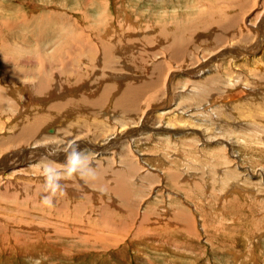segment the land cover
Listing matches in <instances>:
<instances>
[{"label":"rangeland","instance_id":"1","mask_svg":"<svg viewBox=\"0 0 264 264\" xmlns=\"http://www.w3.org/2000/svg\"><path fill=\"white\" fill-rule=\"evenodd\" d=\"M83 1L87 0H0V32L3 29L5 19L11 20L9 17L12 18L11 21L20 23L24 30L29 32L30 26H28V24L30 23V19L36 16L37 20L40 21L42 16L39 17L37 15L41 14H46L43 15V17L47 16L48 19H51L50 21L44 20V27L48 28L53 24V28L55 25L63 28L59 33L49 32L47 39H41L38 43L36 39L23 41L21 36L17 35L16 32L7 34V31H2L4 34L1 35L2 38L0 39V90L3 96L6 97L7 103L3 106L4 110H0V113L3 112V115L0 114V151L2 152V148L5 146L4 143L7 141L6 135L12 134L20 128L19 123L22 118L27 116V119L31 122L35 115L42 113V111L45 112L44 115L47 116L46 120H42L46 124L43 123L40 125V133L37 131L34 135L36 140L30 139L24 145L18 144H20L21 148L25 149V153L31 148L32 150L36 149L30 146L44 148L43 144L48 139L43 138L42 140L37 138H39V136L47 137V135L49 136L52 134H46L44 127H50L52 126V122L53 124L55 123V118V121H52L53 116H57V119L66 115L63 112L64 110L55 107L57 102L67 99H76V95H78L79 98H86L84 101H89L90 99V101H92V98L95 100L101 96V90L104 85H108L111 80H114L115 85L116 83L119 84L118 86L123 90L129 87L139 89L137 99L140 101H137L136 108L133 111L134 113L128 112L129 115L119 108L114 109L115 107L111 101L112 95L110 98V93L107 96L108 100H103L101 102L102 105L100 103L96 112L90 114L87 112L86 116V111L81 109L78 115L81 117L83 123H91L93 118L101 117L102 119H99H101L102 124H104V120L106 119L104 125H107L109 134L113 132L114 135L122 133L120 136L121 138L118 139L119 141L121 140L120 142H114L112 144L113 147H111V143H109L110 145H106V147H111V149L103 155L101 154V159H98L100 157L95 156L92 150H84V154L79 153V155L81 154L84 161L86 160V162L89 163V166H94L95 163L99 161L103 162V160L108 161L109 164H112L114 161V168L118 167L116 171H120L124 168H120V163L124 165L129 162L133 166L132 168L128 167L133 178H130V182L119 185L120 189L124 190V193L118 192L115 195V193L112 194L106 190H102L100 192L96 191L97 193L93 194L95 190H92V186L88 182L89 179L86 178L87 174L83 171L80 173V168L79 166L77 168V165L72 166V164H70L72 166L69 168L71 173L68 172L67 166L65 169L62 168L61 170L48 169V167L46 170L42 167V164L45 163H39L40 161L34 162L35 164L32 162L30 164L21 165V168L17 170L18 175H12V172L8 175L11 179L14 178L17 180L15 184L19 183L21 187L20 191H16L18 189L17 185H14L15 189L12 188L13 181H6L4 178L0 179V194L5 191L8 193L7 196L10 197H0V206H3V209H0V264H264V126H260L259 122L256 123V125L254 123L252 126L247 125L248 122H246V118L237 112L238 107L243 108V105L238 106L236 104L231 109L229 108V104L232 101L236 102L235 98L240 97L236 94L242 89L239 87L240 84H245L243 93L239 94L246 96V105L248 106H246V108L249 109V107L253 105L251 102L252 100H258L260 104L264 103V89H262L264 88V79H261L264 78V67L260 66L261 71H257L255 66V64L260 65V62L264 63V45L262 51L259 53L260 55L262 53V56L258 54L256 55L257 57L247 56V58V54L245 53H243V56L239 54V57H236L238 56L236 55L237 53L234 54V51L242 52L243 49L246 50L243 52L253 51L252 46L254 43H257L254 40H258L256 35H258L257 31L259 30H257V28L262 26L261 31L264 32V22L260 19L262 18L261 15H264V1L130 0L129 2V0H104V2L106 1L109 5L107 12L112 11L111 16L115 27L114 31L111 33L113 37L108 35L104 38V33H102L101 30L104 32V27L109 25L104 26L101 24L97 18H95V13L93 16L87 13L86 16L88 18L84 16V19H81L83 18L81 14L75 12V6H79L82 10H86ZM90 1L93 6L96 5L95 7L97 9H95L94 12L100 10L97 5H102L101 0ZM52 13L57 15L59 19L55 20L51 18L50 15ZM115 14L117 15L115 16ZM221 17L225 21L220 19ZM79 19L85 20L83 22L86 24H84L83 27L78 26L80 25ZM226 20L231 21L233 25H235L229 26ZM213 22L215 25L212 24ZM90 24L92 25L90 26ZM185 26L189 29L185 28ZM66 28L69 29V32L84 34L85 36H80L84 44L86 42L85 39L87 40L88 37L92 40L99 38L101 44L102 42L107 44L109 39H115L112 40V42L113 44L118 43L120 51L123 47L125 49L126 46L127 48L125 50L130 51L128 46L133 44L134 47L131 49L133 52L130 55L131 59L129 63L135 68V76L130 78L133 79V83H128V85L124 87V85L121 84V80L116 78L118 77L116 76L118 73L124 71L128 72L127 68H122V65H120L122 63H119L118 59L120 60V58L118 56V59L115 58V62L113 64L110 62L111 65L107 67L105 59H102L101 66L103 67L99 68L92 64V66L89 65L87 70L80 66V69L77 67L71 69V66L67 65L65 60L56 59V57H54L55 54H51L52 45L54 46L57 44L59 36L66 33ZM183 28L185 30H183ZM198 30L199 32H197ZM262 32L260 33L264 38V33ZM240 33L241 38L239 35ZM176 34L179 35L178 40H175L177 37ZM185 34L186 36H184ZM162 35L168 37V39L166 37L163 38ZM169 35L172 36L169 37ZM181 35L183 37H181ZM24 36L26 37V35ZM180 38L185 41L180 40ZM195 38L196 40H194ZM251 38L253 41L250 40ZM247 39L250 40V43H248L249 41ZM171 40L174 43H172ZM241 40L246 41L244 46ZM185 42L187 44H185ZM194 43L196 46H194ZM233 43L237 44V46L235 47ZM9 44H15V46L16 44L20 46L23 45L26 48L21 51L7 50L6 46L9 47ZM36 44L41 45L40 50L43 52L40 51L39 53H44V56L47 58L50 57L44 66H40L43 64L41 63L40 57L37 59L38 54L28 51L27 49V46ZM2 46H4L3 51H1ZM221 48L224 51H222ZM101 50H99V52H101ZM172 51L174 52L173 54ZM28 52L29 54H27ZM229 52H231L230 55L227 54ZM255 52H257V50H255ZM233 54L234 56H232ZM63 55L64 58L65 56L69 58L73 53L67 55V53L64 52ZM220 55H224L223 58L219 59L214 67L207 69V72L205 71L207 74L204 71H202L201 74L200 71L192 72L193 67L191 66L198 63L200 59H203L200 60V62L205 63L207 62L206 60L213 59L216 56L219 58ZM233 57H235L236 60L234 62L231 61ZM246 59L249 62L246 61ZM16 60L19 65L16 63ZM24 60L27 61L23 62ZM6 62L8 65L10 64L9 67ZM186 64L187 67H185ZM52 65L53 68L56 67V70L52 69L53 72H50V67L52 68ZM155 65L158 66L159 73ZM179 65L180 67H177ZM182 65L184 68H181ZM11 66L14 67V70ZM237 66L239 69L242 67L240 69L241 73L238 69L233 68ZM108 67H110V69ZM187 68L191 70L188 71ZM16 69H18V72ZM129 69L131 70V68ZM96 70H99L100 73ZM110 71H116L117 74L108 77ZM251 71L254 74H252ZM70 72H72V74ZM79 72H82V75ZM238 72L242 76L238 74ZM25 73H29V79L27 78L29 75H25ZM69 73L71 75H69ZM98 73L100 74L99 76ZM221 75H223V77ZM100 76H102V79H99ZM214 76L217 77L214 78ZM41 77L51 80L48 81L49 87L47 90L52 89L54 96L62 95L59 97H52L51 95L50 97V95H46L49 93L48 92L45 94L46 97L42 98L43 96H41L40 100H33L32 95H35V93L28 95L29 93L27 94V92H30L32 83L35 85L36 81L40 80ZM109 78L110 80H108ZM259 78L263 80L262 83ZM248 79L251 83H247L249 81ZM75 80H77L76 83ZM28 81H30V83H27ZM114 81H111L113 85ZM207 81H210L209 83L211 86ZM18 83L23 85L22 88H24V90L20 91L18 89L17 93L16 87ZM73 83L79 86L82 93L75 92L73 94L74 96H72V93L69 94L68 90L64 91L65 88L70 86L69 84L72 85ZM143 85L146 87H143ZM252 85L256 88H252ZM60 87H63V89ZM96 87L99 89L98 92L101 91V94L96 92ZM220 88L221 90H219ZM86 91L91 93H87ZM250 91L253 93L247 95V92ZM225 94L229 95L226 96ZM26 96L30 97L32 100L29 101L30 99ZM15 97L17 99H15ZM214 97L217 99L216 103L213 101ZM224 100L228 101V103L223 102ZM53 105L55 108L52 107ZM159 106L162 107V109L167 108V112L169 113L166 114L168 115L159 113ZM69 111L70 110H66L65 113ZM72 111L76 112L79 111V109L72 108ZM112 111L115 112L113 113ZM257 111L261 115L264 109H261V112H259V109H257ZM51 113L54 115H50ZM107 121L113 122V124L110 122L109 124ZM60 122L61 120L57 121L54 125L55 132L57 131L56 125L58 123L60 124ZM113 126H115V128ZM58 127L60 128L61 125ZM121 127H124L129 133H126L124 129H120V133L116 132ZM87 130L86 128L83 134L77 132V135H82L81 137L85 140L87 138L86 142L90 143L91 148L99 145L100 143L96 142L92 132ZM231 132H233V134ZM207 133L211 137L207 135ZM231 134L233 136H229ZM73 136L75 137V132L73 130L71 132H65L63 137L65 139L64 142L67 143ZM252 138L254 139L252 140ZM124 142L126 143L124 144ZM117 143H120V145ZM106 147L104 149H107ZM183 148L187 150H183ZM76 155L77 153L73 154L72 158L74 159ZM111 155H113V158ZM190 160L192 163H189L191 162ZM241 161L242 163H240ZM74 162L75 160H73V163ZM133 169L135 171H133ZM66 173L67 175H65ZM22 174L24 177L21 176ZM47 174L55 177L56 175L57 177L61 176L63 181L60 183V181L48 180ZM1 177L2 176H0V178ZM32 178L43 180L42 186L44 187L51 184L57 189L56 191L51 189L50 194L42 192L38 197H32L31 194L27 193L26 187L21 183L22 181H28ZM63 183H65V186L62 187L61 184ZM35 184H37V182ZM107 184L106 180L103 181V185ZM137 184H139V186ZM108 185V188H111V185ZM4 188H7V190ZM63 201L65 204L67 202V206ZM41 202H43L44 205H46L45 208L47 207L48 209L37 206L40 205ZM130 205L131 208L129 209ZM132 207L135 209H132ZM34 208H39L40 210L37 211L41 213H36ZM59 209H66V213L61 214ZM182 213L184 214L182 215ZM180 217L182 220L179 219ZM176 220L178 222H176ZM62 221H66L68 227H65ZM254 251L257 253L252 258L251 253Z\"/></svg>","mask_w":264,"mask_h":264},{"label":"bare ground","instance_id":"2","mask_svg":"<svg viewBox=\"0 0 264 264\" xmlns=\"http://www.w3.org/2000/svg\"><path fill=\"white\" fill-rule=\"evenodd\" d=\"M102 2V5H97L99 8H100V10H97L96 12H94V10L95 9H97L95 6H93V4L91 3V1L90 0H87V1H83V5L85 6L84 8H86V10H82L81 8H79V6H75V12L76 13H80L81 14V16L83 17V18H81V19H84V16H86V14L87 13H89V14H91L92 16L94 15V13H95V18H97V20L101 23V24H103L104 26L105 25H109V26H106V27H104V32H103V30H101L102 31V33H104L103 35V38L104 37H107L108 35H111L112 36V32L114 31V24H113V18H112V11H108L107 12V10H108V3L105 1L104 2V0H101ZM216 1V0H215ZM228 1V0H227ZM257 1V0H256ZM264 1V0H263ZM129 2H130V0H129ZM135 2V1H134ZM213 2V1H212ZM245 2V1H244ZM247 2H249V1H247ZM199 3V2H198ZM220 3V2H219ZM223 3V2H222ZM262 3V2H261ZM129 4V3H128ZM128 4H127V6H128ZM134 4V3H133ZM206 4V3H205ZM212 4V3H211ZM250 4H251V2H250ZM259 4V3H258ZM209 5V4H208ZM242 5V4H241ZM260 5V4H259ZM131 6V5H130ZM133 6V5H132ZM244 6V5H243ZM264 6V5H263ZM82 7V6H81ZM122 8H124V7H122ZM129 8V7H128ZM231 8H234V7H231ZM246 8V7H245ZM127 9V8H126ZM203 9V8H202ZM253 9V8H252ZM258 9V8H257ZM262 9V8H261ZM263 9H264V7H263ZM262 9V10H263ZM124 10V9H123ZM167 10V9H166ZM195 10V9H194ZM249 10H250V8H249ZM262 10H261V12H262ZM125 11V10H124ZM129 11V10H128ZM152 11V10H151ZM156 11H158V10H156ZM214 11V10H213ZM230 11V10H229ZM48 12V11H47ZM132 12V11H131ZM166 12V11H165ZM237 12V11H236ZM264 12V11H263ZM263 12H262V14H263ZM114 13V12H113ZM137 13V12H136ZM212 13V12H211ZM239 13V12H238ZM252 13V12H251ZM123 14V13H122ZM210 14V13H209ZM219 14V13H218ZM253 14V13H252ZM43 15H46V14H41V15H37V16H39V17H41V20L40 21H38L37 20V18H36V16H34L33 18H31L30 19V23L28 24V26H30V29L28 30L29 32H27V30H24V28L20 25V23H17L16 21H11L12 20V18L11 17H9V19H11V20H8V19H5V22L4 21H2V22H4L3 23V29L1 30V32H0V39L2 38V34H4V33H2V31H7V34H11L12 32H16V34L17 35H19V36H21V38H22V40L24 41V40H29V39H32V40H34V39H36L37 40V43L39 42V41H41V39H47V36H48V34H49V32H60V31H62L63 30V28H60V27H58V26H54V28H53V24L51 25V27H48V28H46V27H44L43 25L45 24V22H44V20L46 21H50L51 19H48L47 18V16H44L43 17ZM117 14H115V16H116ZM225 15V14H224ZM251 15V14H250ZM255 15V14H254ZM243 16H245V15H243ZM50 17L51 18H53V19H59L58 17H57V15H54V13H52L51 15H50ZM87 17V16H86ZM91 17V16H90ZM118 17V16H117ZM215 17V16H214ZM229 17H231V16H229ZM235 17V16H234ZM247 17V16H246ZM259 17V16H258ZM261 17L262 18H260L261 20H263V22H264V15L262 16L261 15ZM30 18V17H29ZM88 18V17H87ZM127 18V17H126ZM131 18V17H130ZM140 18V17H139ZM228 18V17H227ZM35 19V20H34ZM165 19V18H164ZM172 19V18H171ZM198 19V18H197ZM220 19H223L222 17L220 18ZM226 19V18H225ZM246 19V18H245ZM4 20V19H3ZM31 20H33V21H35V22H33V21H31ZM92 20H95V19H92ZM133 20V19H132ZM132 20H131V22H132ZM224 20V19H223ZM83 21H85V20H80L79 19V22H80V25H78V26H81V27H83L84 26V24H86L85 22H83ZM98 21H97V23H98ZM141 21V20H140ZM162 21V20H161ZM165 21H167V20H165ZM182 21V20H181ZM225 21V20H224ZM235 21V20H234ZM237 21V20H236ZM38 22H40V23H38ZM89 22V21H88ZM126 22V21H125ZM207 22V21H206ZM222 22V21H221ZM226 22L228 23V25L230 26H232L233 25V23L231 22V21H228V20H226ZM225 22V23H226ZM76 23V22H75ZM94 23H96V22H94ZM176 23H178V22H176ZM211 23V22H210ZM226 23V24H227ZM255 23V22H254ZM70 24H72V23H70ZM130 24V23H129ZM133 24V23H132ZM134 24H135V22H134ZM190 24H192V23H190ZM197 24V23H196ZM201 24V23H200ZM207 24V23H206ZM212 24H214V22L212 23ZM239 24H240V22H239ZM242 24H243V22H242ZM264 24V23H263ZM47 25V24H46ZM92 24H90V26H91ZM116 25H118V24H116ZM122 25L124 26V24L122 23ZM121 25V26H122ZM136 25V24H135ZM215 25V24H214ZM221 25V24H220ZM224 25V24H223ZM235 25V24H234ZM233 25V26H234ZM256 25V24H255ZM254 25V26H255ZM87 26H88V24H87ZM102 26V25H101ZM178 26V25H177ZM187 26V25H186ZM185 26V28H187V27H189V26H187L186 27ZM240 26V25H239ZM243 26V25H242ZM249 26V25H248ZM247 26V27H248ZM259 26V25H258ZM72 27V26H71ZM97 27V26H96ZM113 27V28H112ZM118 27V26H117ZM226 27V26H225ZM228 27V26H227ZM237 27V26H236ZM245 27V26H244ZM261 27L262 26H260L259 28H257V30H259V31H257L258 32V35H256L257 37H258V40L257 39H255L254 41L255 42H257V43H254V45L252 46L253 47V51H248V52H243V51H246L245 49H243V51L242 52H237V51H234V54L235 53H237L236 55H238V56H236V57H239V54L240 55H242L243 56V53H245V54H247L246 55V57L248 56H254V57H257L256 55H258L261 51H262V49H263V45H264V38H263V36H262V34L260 33V32H262L261 31ZM93 28V27H92ZM99 28V27H98ZM126 28V27H125ZM198 28V27H197ZM199 28H200V26H199ZM239 28V27H238ZM73 29V28H72ZM79 29H81V28H79ZM131 29V28H130ZM135 29V28H134ZM166 29V28H165ZM187 29H189V28H187ZM186 29V30H187ZM201 29H202V25H201ZM209 29V28H208ZM234 29H236V28H234ZM240 29H241V27H240ZM247 29H249V28H247ZM251 29H252V27H251ZM90 30V29H89ZM92 30V29H91ZM98 30H100V29H98ZM183 30H185L184 28H183ZM213 30V29H212ZM256 30V29H255ZM65 31H66V33H63V35H61V36H59V38H58V42H57V44H55L54 46L52 45V49H51V51H52V55H54V57H56V59H61L62 61L63 60H65L66 61V63H67V65H70L71 66V69L73 68V69H75V67H77V68H79L80 69V67H82L83 69H88V67H89V65H91L92 66V64H93V66H97V67H103V66H101V63H102V59H105V61H106V67L107 66H109V65H111L110 64V62L113 64L114 62H115V58H117V56L120 58V60L118 59V61H119V63H122V64H120V65H122V68H127V70H128V72H125L124 70V72H120V73H118L117 74V72L115 71V72H111L110 71V73H109V76L108 77H112L113 76V74L115 75V74H117L116 76H118V77H116V78H118V79H120L121 80V84H123L124 85V87L126 86V85H128V83H130L131 84V82L133 83V79H130L132 76H135L134 75V71H135V68H133L132 67V65H130L129 63H130V59H131V57H130V55L132 54V52L133 51H131V49H132V47H134V45L133 44H131L130 46H128V49L130 50V51H126L125 49L127 48V46L125 47V49H124V47L122 48V50L120 51V48H119V45H118V43H115V44H113V42H112V40H115V39H109L108 40V43L107 42H105V43H107V44H104L103 42H102V44H101V41L99 40V38H94L95 40H92V39H90L89 37L87 38V40L85 39V44H84V41L80 38V36H83L84 34H82V33H78V32H69V29L68 28H66L65 29ZM83 31V30H82ZM165 31V30H164ZM167 31V30H166ZM190 31V30H189ZM203 31V30H202ZM209 31V30H208ZM238 31V30H237ZM264 31V30H263ZM197 32H199V30L197 31ZM236 32V31H235ZM241 32V31H240ZM87 33V32H86ZM97 33V32H96ZM99 33V32H98ZM157 33V32H156ZM161 33H162V31H161ZM180 33V32H179ZM242 33H244V32H242ZM255 33H256V31H255ZM254 33V34H255ZM262 33H264V32H262ZM88 34V33H87ZM133 34V33H132ZM199 34V33H198ZM24 35H26V37L24 36ZM116 35V34H115ZM118 35V34H117ZM177 35V37H176V39L175 40H178L179 38H178V34H176ZM193 35V34H192ZM240 35V38H241V33L239 34ZM249 35V34H248ZM85 36V35H84ZM97 36H99V35H97ZM119 36V35H118ZM163 36V35H162ZM172 36V35H171ZM170 35H169V37H171ZM184 36H186V34L184 35ZM190 36V35H189ZM188 36V37H189ZM247 36V35H246ZM250 36V35H249ZM56 37H57V34H56ZM102 37V36H101ZM113 37V36H112ZM125 37V36H124ZM164 37H166V36H163V38ZM181 37H183L182 35H181ZM188 37H187V39H188ZM248 37V36H247ZM253 37V36H252ZM53 38V37H52ZM167 39H168V37H166ZM186 38V37H185ZM242 38H244V37H242ZM250 38V37H249ZM254 38H255V35H254ZM253 38V39H254ZM19 39H20V37H19ZM171 39V38H170ZM197 39H198V36H197ZM56 40V39H55ZM174 40V39H173ZM180 40H183V41H185L184 39H181L180 38ZM191 40V39H190ZM194 40H196V38L194 39ZM248 40V39H247ZM250 40H252V38L250 39ZM250 40H248L249 42L248 43H250ZM54 41V40H53ZM163 41V40H162ZM172 41V40H171ZM170 41V42H171ZM192 41V40H191ZM234 41V40H233ZM237 41H240V40H237ZM242 42H243V46H244V43L246 42V41H243V40H241ZM253 41V40H252ZM49 43V42H48ZM172 43H174L173 41H172ZM189 43H190V41H189ZM188 43V44H189ZM200 43V42H199ZM232 43V42H231ZM230 43V44H231ZM237 43H240V42H237ZM252 43V42H251ZM162 44H163V42H162ZM171 44V43H170ZM185 44H187L186 42H185ZM197 44H198V41H197ZM223 44V43H222ZM233 44H235V43H233ZM233 44H232V46H233ZM247 44V43H246ZM253 44V43H252ZM1 45V44H0ZM10 46L9 47H7L6 46V48H7V50L8 49H10V50H22V49H25L26 47H24L23 45H18V44H16V46H15V44H9ZM45 45V44H44ZM174 45V44H173ZM190 45V44H189ZM241 45V44H240ZM247 45H249V44H247ZM168 46V45H167ZM176 46V45H175ZM187 46V45H186ZM193 46V45H192ZM194 46H196V44L194 43ZM210 46V45H209ZM237 46V44H235V47ZM242 46V45H241ZM45 47V46H44ZM117 47V48H116ZM170 47H171V45H170ZM177 47V46H176ZM179 47H185V46H179ZM189 47V46H188ZM187 47V48H188ZM222 47V46H221ZM258 49H257V48ZM3 48H4V46H2V48H1V51H3ZM194 48V47H193ZM192 48V49H193ZM206 48V47H205ZM220 48V47H219ZM234 48V47H233ZM239 48V47H238ZM243 48V47H242ZM244 48H246V47H244ZM256 48V49H255ZM27 49H28V51H31V52H34V53H36V54H38V57H37V59L40 57V59H41V63L43 64V65H40V66H44V65H46V61L47 60H49L50 59V57L49 58H47L46 56H44V53L43 54H41V53H39L41 50V45H39V44H36V45H33V46H27ZM102 49V50H101ZM116 49V50H115ZM171 49V48H170ZM175 49V48H174ZM177 49V48H176ZM195 49V48H194ZM217 49V48H216ZM222 49V48H221ZM226 49V48H225ZM235 49V48H234ZM247 49H249V48H247ZM43 50H45V49H43ZM99 50H101V52H99ZM137 50V49H136ZM212 50V49H211ZM227 50V49H226ZM241 50V49H240ZM255 50H257V52H255ZM117 51V52H116ZM216 51V50H215ZM222 51H224L223 49H222ZM14 52V51H13ZM13 52H11V53H13ZM16 52V51H15ZM41 52H43V51H41ZM46 52V51H45ZM67 53V55H70V54H72L73 53V55H71L69 58H67V56H65V58L63 57L64 55H63V53ZM116 52V53H115ZM131 52V53H130ZM181 53H184L183 51H180ZM174 52L172 51V54H173ZM178 53V52H177ZM7 54V53H6ZM15 54V53H14ZM27 54H29V52L27 53ZM175 54H176V51H175ZM180 54V53H179ZM188 54V53H187ZM228 55H230L231 54V52H229V53H227ZM234 54L232 55V56H234ZM4 55H5V53H4ZM12 55V54H11ZM25 55V54H24ZM46 55H48V54H46ZM260 55V54H259ZM263 55H264V53H263ZM29 56V55H28ZM172 56V55H171ZM223 56L224 55H220L219 56V58H217L218 56H216V57H214L213 59H209V60H206L207 62H205V63H202V62H200V60H203V59H200L201 57H202V55H201V57L199 58L200 60H199V62L198 63H196V64H193L191 67H193V71L192 72H197V71H200V74H201V72L202 71H206L207 69H209L210 67H214V65H216L217 63H218V61H219V59H221V58H223ZM245 56V55H244ZM260 56H262V53H261V55ZM1 57V56H0ZM12 57V56H11ZM134 57V56H133ZM178 57V56H177ZM247 57V58H248ZM4 58V57H3ZM35 58H36V56H35ZM182 58V57H181ZM241 58V57H240ZM260 58V57H259ZM205 59V58H204ZM206 59H207V56H206ZM3 60H5V59H3ZM7 60V59H6ZM12 60V59H11ZM251 60V59H250ZM255 60H256V58H255ZM19 61V60H18ZM25 61H27V60H24L23 62H25ZM118 61L116 60V62L118 63ZM137 61V60H136ZM231 61H236L235 60V57H233L232 58V60ZM239 61V60H238ZM246 61H248L247 59H246ZM33 62H35V61H33ZM59 62V61H58ZM226 62V61H225ZM233 62H232V64H233ZM249 62V61H248ZM252 62V61H251ZM16 63H17V60H16ZM136 63V62H135ZM202 63V64H201ZM6 64H7V62H6ZM18 64V63H17ZM53 64V63H52ZM55 64V63H54ZM56 64H57V62H56ZM62 64V63H61ZM143 64V63H142ZM231 64V63H230ZM239 64V63H238ZM255 64V63H254ZM10 65V64H9ZM9 65L7 64V66L9 67ZM19 65V64H18ZM18 65H16V66H18ZM66 65V64H65ZM144 65V64H143ZM221 65V64H220ZM229 65V64H228ZM264 65V63L263 62H260V65L259 64H255V66H256V70L258 71V70H260L261 71V68H260V66H262V67H264L263 66ZM13 66H15V65H13ZM13 66H11V67H13ZM33 66V65H32ZM39 66V67H40ZM80 66V67H79ZM142 66V65H141ZM26 67V66H25ZM68 67V66H67ZM177 67H180V65L179 66H177ZM185 67H187V64H186V66ZM190 67V68H191ZM225 67V66H224ZM229 67V66H228ZM232 67V66H231ZM16 68H18V67H16ZM42 68V67H41ZM56 68V67H55ZM55 68H53V65H52V68L50 67V69H51V71L50 72H53L52 71V69H55ZM70 68V67H69ZM109 69H110V67H108ZM117 68H119V67H117ZM129 68H131V70L129 69ZM132 68H133V70H132ZM155 68H156V70H157V72L159 73V69H158V66L157 65H155ZM181 68H184L183 67V65H182V67ZM223 68V67H222ZM234 69H238L239 71H240V69L242 68H238V66L237 67H233ZM8 69H10V68H8ZM26 69V68H25ZM30 69V68H29ZM32 69V68H31ZM71 69H69V70H71ZM92 69V68H91ZM103 69V68H102ZM107 69V68H106ZM188 69V68H187ZM211 69V68H210ZM215 69V68H214ZM225 69V68H224ZM251 69H252V67H251ZM254 69V68H253ZM6 70V69H5ZM13 70H14V67H13ZM27 70V69H26ZM33 70V69H32ZM31 70V71H32ZM44 70V69H43ZM56 70V69H55ZM68 70V71H69ZM93 70V69H92ZM104 70V69H103ZM138 70V69H137ZM191 69H188V71H190ZM227 70V69H226ZM256 70H254V71H256ZM16 71L18 72V69H16ZM47 71H49V70H47ZM91 71V70H90ZM93 71H95V70H93ZM97 71V70H96ZM102 71V70H101ZM171 71V70H170ZM182 71H184V70H182ZM187 71V70H186ZM243 71V70H242ZM246 71V70H245ZM14 72V71H13ZM16 72V73H17ZM29 72V71H28ZM36 72H38V71H36ZM39 72H41V71H39ZM44 72V71H43ZM66 72V71H65ZM97 72H99V70L97 71ZM203 72V73H204ZM207 72V71H206ZM205 72V73H206ZM252 72V71H251ZM71 74H72V72H70ZM69 73V75H71ZM76 73V72H75ZM79 73H81V75H82V72H79ZM96 73V72H95ZM100 73V72H99ZM98 73V76L100 75ZM240 73H241V71H240ZM239 72H238V74H240ZM262 73V72H261ZM14 74V73H13ZM22 74V73H21ZM20 74V75H21ZM74 74V73H73ZM167 74V73H166ZM196 74V73H195ZM199 74V75H200ZM207 74V73H206ZM222 74V73H221ZM229 74V73H228ZM227 74V75H228ZM252 74H254L253 72H252ZM257 74H259V73H257ZM19 75V76H20ZM25 75H29V73L28 74H26L25 73ZM36 75V74H35ZM42 75V74H41ZM48 75V74H47ZM54 75V74H53ZM68 75V74H67ZM66 75V76H67ZM87 75V74H86ZM96 75V74H95ZM142 75V74H141ZM140 75V76H141ZM203 75V74H202ZM230 75V74H229ZM241 75V74H240ZM244 75V74H243ZM245 75H246V73H245ZM261 75V74H260ZM18 76V77H19ZM43 76V75H42ZM74 76V75H73ZM198 76V75H197ZM212 76V75H211ZM222 77H223V75H221ZM242 76V75H241ZM16 77V76H15ZM26 77V76H25ZM24 77V78H25ZM102 76H100L99 77V79L101 78ZM107 77V76H106ZM200 77V76H199ZM206 77V76H205ZM204 77V78H205ZM210 77V76H209ZM217 77V76H216ZM215 76H214V78H216ZM230 77V76H229ZM244 77V76H243ZM27 78L29 79L30 78V75L29 76H27ZM57 78V77H56ZM55 78V79H56ZM77 78V77H76ZM105 78V77H104ZM126 78V79H125ZM141 78V77H140ZM167 78V77H166ZM165 78V79H166ZM201 78H202V76H201ZM208 78V77H207ZM240 78V77H239ZM238 78V79H239ZM260 78H261V76H260ZM259 78V79H260ZM34 79V78H33ZM32 79V80H33ZM52 79V78H51ZM75 79V78H74ZM102 79V78H101ZM137 79V78H136ZM224 79V78H223ZM244 79V78H243ZM250 79H251V77H250ZM261 79H264V78H261ZM260 79V80H261ZM26 80V79H25ZM50 79H48L47 80V78H44V77H41L40 78V80H37L36 81V84L34 85L33 83H32V85L30 86L31 87V89H30V92H27V94L28 95H31L32 93H35V95H32L33 97V100L34 99H38V100H40V98H41V96H43L42 98H44V97H46V95H50V97H51V95H52V97H57L58 95H55L54 96V94H53V91H52V89L51 90H47L48 89V87H49V81ZM57 80V79H56ZM67 80V79H66ZM81 80H82V78H81ZM108 80H110V78L108 79ZM167 80V79H166ZM231 80V79H230ZM249 80V79H248ZM254 80V79H253ZM257 80V79H256ZM27 81V80H26ZM51 81V80H50ZM52 81H54V80H52ZM76 81L77 80H75V83H76ZM105 81V80H104ZM111 81H114V80H111ZM109 82V84L108 85H104V87L102 88V94H101V91H99L98 92V88H97V91L96 92H98L99 94H101V96H99L97 99H95V100H93V98H92V101H84V100H86V98L85 99H83V97H78V95H76L75 97H76V99H72V100H63V101H61V102H55L56 103V105H55V107L56 108H58V109H60V110H64L63 112H64V114H66L65 116H63V117H60V118H57L56 119V117H54L53 116V120L52 121H55V123L53 124V122L51 123L52 124V126H45L44 127V130H45V132H46V134L47 133H52L51 135H47V137H45V136H39V138H37V139H42L43 140V138H47L48 140L47 141H45L44 142V144L43 143H41V144H43L44 146V148H38V147H35V146H30V147H34V148H36V149H33L32 150V148L28 151V152H24V150L25 149H23V148H21V146H20V144H26L30 139H33V140H36L35 138H34V135L36 134V132L38 131V133H40L39 131H40V129H39V127H40V125L41 124H43V123H45L44 121H42L43 119L44 120H46V115H44L45 114V112H43L42 110V113H38V114H36L35 115V117L33 118V120L31 121V122H29V119H27V116L26 117H24V118H22L21 120H20V123H19V129L18 130H16L14 133H12V134H7L6 136H7V141H6V143H4V149L2 148V152L0 151V176H2L0 179H2V178H4V180H6V181H13V187L12 188H14L15 189V187H14V185H17V190L16 191H20L21 190V187L19 186V183H17V184H15V181H17V180H15L14 178L13 179H11L8 175H9V173H11L12 172V175H14V174H17L18 172H17V170L18 169H20L21 167V165H23V164H30V163H34V162H39V163H45V164H42V167H44L46 170H47V167H48V169H56V170H61L62 168L63 169H65V167L67 168V170H68V172L69 173H71V171H70V167H72V166H74V165H77V168H78V166H79V168H80V173H82L81 171H83V172H85L86 174H87V177L86 178H88L89 180H88V182H89V184L92 186L91 188H92V190L94 191V193L93 194H96L97 192H100V191H104V190H106L107 192H109V193H112V194H114L115 193V195L118 193V192H120V193H124V190H122V189H120V187H119V185L120 184H126V183H128V182H130V178L133 176V175H131V171L129 170V168L128 167H133L132 166V164H130L129 162L126 164H124V165H122L121 163H120V165L119 166H121L120 168H123L122 170H120V171H116V169L118 168H114L115 167V165H114V161L112 162V164H109V162L108 161H106V160H103V162H98V163H95L94 164V166L92 165V166H89V163L88 162H86V160L84 161V159H83V157L81 156V154L79 155V153H83V151L84 150H92L94 153H95V156H99L100 157V155L102 154H104V153H106V152H108L109 151V149H111V147H113V143L114 142H116V141H119L118 139H120L121 137V133H120V129H124L125 130V128L123 127H121V128H119V130H117L116 132H119L120 134H118L117 133V135H114L113 133H108V131H107V129H108V127H107V125H104L105 124V120H104V124H102L101 123V117H99V118H101V119H99L98 117L97 118H93V120H92V122L91 123H87V122H82L81 121V117H79V115H78V113L80 112V110L81 109H83V110H85L86 111V113H85V115L87 116V112L90 114V113H93V112H96V109H98V106L100 105V103L103 101V100H105V99H107L108 97V94L110 93V98H111V95H112V102H113V104H114V109H117V108H119L121 111H123V112H132V113H134L133 111L135 110V106L137 105V101H140L139 99H137V96H138V93H139V89H135V87H129V88H125V90H123L120 86H118L119 84H117L116 83V85H115V81H114V85H113V82ZM119 81V80H118ZM138 81V80H137ZM158 81V80H157ZM222 81V80H221ZM239 81V80H238ZM243 81H245V80H243ZM262 81L263 80H261V83H262ZM25 82V81H24ZM55 82V81H54ZM117 82V81H116ZM139 82V81H138ZM166 82V81H165ZM210 82V81H209ZM208 81H207V83H209ZM226 82V81H225ZM264 82V81H263ZM14 83V82H13ZM27 83H30V81H28ZM51 83V82H50ZM58 83H60V82H58ZM75 83H73L72 85L71 84H69L70 86H68L67 88H65L64 89V91L66 90H68V93L69 94H71L72 93V96H74L73 94L76 92V93H79V92H81L82 93V90L79 88V86L77 85V84H75ZM79 83V82H78ZM82 83V82H81ZM244 83V82H243ZM247 83H251V81L249 80ZM254 83H255V80H254ZM260 83V84H261ZM17 84V83H16ZM22 84V83H21ZM88 84V83H87ZM172 84V83H171ZM210 84V83H209ZM239 84V83H238ZM55 85V84H54ZM53 85V86H54ZM57 85H60V84H57ZM67 85V84H66ZM135 85V84H134ZM244 85L245 84H240V86L239 87H241L242 89L241 90H239V93H243V91H244ZM247 85H249V84H247ZM255 85V84H254ZM254 85H252L251 87L252 88H254L255 86ZM6 86V85H5ZM62 86V85H61ZM83 86H84V84H83ZM142 86V85H141ZM164 86V85H163ZM166 86V85H165ZM206 86V85H205ZM210 86H211V84H210ZM23 87V85H20L19 83H18V85H17V87H16V90H17V93H18V89L21 91H23L24 90V88H22ZM65 87V86H64ZM90 87V86H89ZM113 87H115V88H113ZM128 87V86H127ZM143 87H146V86H144L143 85ZM150 87V86H149ZM203 87V86H202ZM212 87H213V85H212ZM231 87V86H230ZM250 87V88H251ZM27 88H28V85H27ZM61 89H63V87H60ZM84 88V87H83ZM92 88V87H91ZM138 88H142V87H138ZM204 88V87H203ZM222 88V87H221ZM221 88L219 89V90H221ZM251 88V89H252ZM256 88V87H255ZM114 89V90H113ZM262 89H264V88H262ZM8 90H10V89H8ZM59 90V89H58ZM57 90V91H58ZM81 90V91H80ZM85 90H86V87H85ZM142 90V89H141ZM231 90V89H230ZM14 91V90H13ZM62 91V90H61ZM90 91V90H89ZM89 91H86L87 93L89 92ZM148 91V90H147ZM169 91V90H168ZM223 91V90H222ZM251 91H253V90H251ZM247 92V95L250 93V95L253 93V92ZM49 92V93H48ZM51 92H52V94H51ZM59 92V91H58ZM57 92V93H58ZM146 92V91H145ZM166 92V91H165ZM24 93V92H23ZM46 93H48V94H46ZM89 93H91V92H89ZM95 93V92H94ZM142 93H143V91H142ZM147 93V92H146ZM224 93V92H223ZM239 93H236L237 95H239L240 97H238V98H235L236 99V102H234V101H232L230 104H229V108L231 109L233 106H235L236 104L238 105V106H240V105H243L242 107L243 108H239L238 107V114H241V116H243V117H245L246 119V122H248V124L247 125H250V126H252V124L254 123L255 125H256V123H260L259 125L260 126H264V116H261V115H264V112H261L260 110L261 109H264V103H262V104H260L259 103V101L257 100V101H255V100H252L251 102L253 103V105L251 106V107H249V109L248 108H246V96L245 95H243L242 96V94H239ZM255 93V92H254ZM27 94H24V95H27ZM45 96H44V95ZM59 94H60V92H59ZM65 94V93H64ZM85 94V93H84ZM160 94V93H159ZM165 94H167V93H165ZM230 94V93H229ZM229 94H225L226 96L227 95H229ZM231 94H232V92H231ZM235 94V95H236ZM256 94V93H255ZM261 94V93H260ZM60 95H62V94H60ZM59 95V96H60ZM90 95V94H89ZM91 95H93V94H91ZM234 95V94H233ZM58 96V97H59ZM84 96V95H83ZM96 96V95H95ZM164 96H166V95H164ZM190 96V95H189ZM192 96V95H191ZM194 96V95H193ZM253 96V95H252ZM19 97H20V95H19ZM26 97H28V96H26ZM37 97V98H36ZM68 97V96H67ZM218 97V96H217ZM216 97V98H217ZM249 97V96H248ZM263 97V96H262ZM6 97H4L3 96V94H2V92H1V90H0V110L1 111H3L4 110V105L7 103V101H6V99H5ZM17 98H18V96H17ZM16 97H15V99H17ZM72 98V97H71ZM74 98V97H73ZM88 98V97H87ZM193 98V97H192ZM255 98V97H254ZM8 99V98H7ZM27 99V98H26ZM25 99V100H26ZM28 99H30V97H28ZM52 99H54V98H52ZM60 99V98H59ZM116 99V100H115ZM170 99V98H169ZM214 100V102L216 103L217 101V99H215V97L213 98ZM253 99V98H252ZM260 99V98H259ZM32 99H30L29 101H31ZM45 100H46V98H45ZM108 100V99H107ZM107 100H105V101H107ZM26 101H28V100H26ZM248 101H249V98H248ZM9 102V101H8ZM41 102V101H40ZM110 102V101H109ZM223 102H225V103H228V101H223ZM264 102V101H263ZM20 103V102H19ZM28 103H30V102H28ZM46 103H48V102H46ZM54 103V104H55ZM9 104V103H8ZM23 104H25V103H23ZM154 104V103H153ZM165 104V103H164ZM220 104H222V103H220ZM260 104V105H259ZM35 105V104H34ZM49 105V104H48ZM101 105H102V103H101ZM152 105V104H151ZM251 105V104H250ZM20 106V105H19ZM25 106V105H24ZM26 106H27V104H26ZM9 107V106H8ZM52 107H54V105L52 106ZM54 107V108H55ZM132 107V108H131ZM160 107V106H159ZM248 107V106H247ZM27 108H28V106H27ZM47 108V107H46ZM51 108V107H50ZM50 108H48V109H50ZM72 108H77V109H79V111H76V112H73L72 111ZM173 108H175V107H173ZM25 109V108H24ZM118 109V110H119ZM257 109H259V112H261V115L258 113V111H257ZM30 110H32V109H30ZM52 110V109H51ZM54 110V109H53ZM66 110H70L69 112H67V113H65L66 112ZM76 110V109H75ZM18 111V110H17ZM20 111V110H19ZM104 111H106V110H104ZM168 110H167V108H165V109H162V107H160V110L158 111L159 113H169V112H167ZM216 111V110H215ZM27 112V111H26ZM32 112V111H31ZM37 112V111H36ZM40 112V111H39ZM50 112V111H49ZM49 112H46V113H49ZM56 112H57V110H56ZM113 112V111H112ZM115 112V111H114ZM113 112V113H114ZM117 112V111H116ZM3 113V112H2ZM2 113H0V114H2ZM18 113V112H17ZM25 113V112H24ZM33 113V112H32ZM101 113H103V112H101ZM21 114H23V113H21ZM56 114V113H55ZM106 114H108V113H106ZM105 114V115H106ZM160 114V115H161ZM164 114V115H165ZM180 114V113H179ZM3 115V114H2ZM49 115V114H48ZM50 115H54L53 113H51ZM57 115V114H56ZM63 115V114H62ZM92 115V114H91ZM90 115V116H91ZM97 115V114H96ZM111 115H113V114H111ZM127 115H129V113L127 114ZM163 115V114H162ZM166 115H168V114H166ZM120 116V115H119ZM123 116H125V115H123ZM140 116V115H139ZM1 117V116H0ZM5 117V116H4ZM8 117V116H7ZM21 117H22V115H21ZM83 117V116H82ZM104 117H106V116H104ZM109 117V116H108ZM107 117V118H108ZM115 117V116H114ZM120 117H122V116H120ZM127 117V116H126ZM54 118H55V120H54ZM201 118V117H200ZM233 118V117H232ZM1 119H3V118H1ZM5 119H7V118H5ZM83 119V118H82ZM109 119V118H108ZM173 119V118H172ZM171 119V120H172ZM180 119H181V117H180ZM196 119V118H195ZM204 119V118H203ZM4 120V119H3ZM59 120H61V122H60V124L58 123L56 126H57V131L55 132V124L57 123V121H59ZM170 120V119H169ZM170 120V121H171ZM185 120V119H184ZM240 120V119H239ZM6 121V120H5ZM4 121V122H5ZM9 121V120H8ZM7 121V122H8ZM167 121V120H166ZM173 121V120H172ZM242 121V120H241ZM108 123L110 122V121H107ZM198 122V121H197ZM243 122V121H242ZM0 123H1V121H0ZM18 123V122H17ZM110 123H112L113 124V122H110ZM109 123V124H110ZM114 123L116 124V122L114 121ZM171 123V122H170ZM191 123V122H190ZM198 123H200V122H198ZM46 124V123H45ZM44 124V125H45ZM172 124V123H171ZM174 124V123H173ZM177 124V123H176ZM224 124V123H223ZM253 124V125H254ZM5 125H6V123H5ZM10 125V124H9ZM44 125H42V126H44ZM59 125H61V127L60 128H62V129H60L58 126ZM1 126V125H0ZM41 126V127H42ZM146 126V125H145ZM181 126V125H180ZM192 126V125H191ZM243 126V125H242ZM259 126V127H260ZM14 127V126H13ZM16 127V126H15ZM47 127V128H46ZM114 128H115V126H113ZM156 127V126H155ZM157 127H158V124H157ZM193 127V126H192ZM256 127V126H255ZM4 128V127H3ZM43 128V127H42ZM52 129V131H49V129ZM88 129V130H90L91 132H92V134H93V136H94V139L96 140V142H99L100 144L99 145H97V146H93V148H91L90 147V143L89 142H86V140H87V138H86V140L84 139V138H82L81 136L82 135H77V132H79V133H81V134H83V132H84V130L85 129ZM117 128V127H116ZM212 128V127H211ZM39 129V130H38ZM134 129V128H133ZM163 129H164V127H163ZM176 129V128H175ZM74 131L75 132V137L73 136V137H71L68 141H67V143H65L64 142V133L65 132H67V131ZM87 130V131H88ZM112 130V129H111ZM116 130V129H115ZM154 130V129H153ZM157 130V129H156ZM159 130V129H158ZM261 130H263V129H261ZM110 131V130H109ZM204 131H206V130H204ZM236 131V130H235ZM247 131V130H246ZM245 131V132H246ZM55 132V133H54ZM111 132V131H110ZM125 132L126 133H129V131L127 132V130H125ZM154 132V131H153ZM156 132V131H155ZM159 132V131H158ZM164 132H166V131H164ZM189 132V131H188ZM207 132V131H206ZM237 132V131H236ZM249 132V131H248ZM225 133V132H224ZM232 134H233V132H231ZM254 133V132H253ZM261 133V132H260ZM67 134V133H66ZM85 134V133H84ZM223 134V133H222ZM225 134H227V133H225ZM229 135V136H233V135ZM241 134V133H240ZM247 134V133H246ZM39 135V134H38ZM128 135V134H127ZM207 135H209L208 133H207ZM52 137V139H51V137ZM92 136V137H93ZM151 136V135H150ZM210 136V135H209ZM225 136V135H224ZM239 136V135H238ZM245 136V135H244ZM261 136V135H260ZM119 137V138H118ZM149 137V136H148ZM211 137V136H210ZM243 137V136H242ZM66 138V137H65ZM126 138V137H125ZM209 138V137H208ZM238 138V137H237ZM250 138V137H249ZM80 139H84V140H80ZM124 139V138H123ZM210 139V138H209ZM254 138H252V140H253ZM93 140V139H92ZM212 140V139H211ZM223 140V139H222ZM232 140V139H231ZM242 140V139H241ZM246 140V139H245ZM248 140V139H247ZM264 140V139H263ZM263 140H261V141H263ZM0 141H1V139H0ZM91 141V140H90ZM121 141V140H120ZM119 141V142H120ZM126 141V140H125ZM144 141V140H143ZM233 141V140H232ZM231 141V142H232ZM238 142H240L239 140H237ZM243 141V140H242ZM93 142V141H92ZM132 142V141H131ZM234 142V141H233ZM253 142V141H252ZM255 142H256V140H255ZM18 143H20V144H18ZM109 143H111V147L109 148V147H106V145H108ZM126 142H124V144H125ZM128 143V142H127ZM250 143V142H249ZM37 144H39V143H37ZM118 144V143H117ZM225 144V143H224ZM1 145V144H0ZM29 145V144H28ZM33 145V144H32ZM110 145V144H109ZM118 145H120V143L118 144ZM227 145V144H226ZM233 145V144H232ZM247 145V144H246ZM250 145V144H249ZM20 146V147H19ZM42 146V145H41ZM102 146V147H101ZM122 146V145H121ZM124 146V145H123ZM245 146V145H244ZM253 146H254V143H253ZM257 146V145H256ZM107 148V149H104V148ZM120 147V146H119ZM118 147V148H119ZM125 147H127V146H125ZM131 147V146H130ZM248 147V146H247ZM237 148V147H236ZM250 148V147H249ZM257 148V147H256ZM114 149V148H113ZM123 149H124V147H123ZM186 148H183V150H185ZM260 149V148H259ZM1 150V149H0ZM102 150H103V152H102ZM105 150V151H104ZM117 150V149H116ZM187 150V149H186ZM232 150V149H231ZM237 150V149H236ZM247 150V149H246ZM251 150V149H250ZM112 151V150H111ZM189 151V150H188ZM193 151V150H192ZM252 151V150H251ZM254 151H255V149H254ZM258 151V150H257ZM91 152V151H90ZM115 152V151H114ZM121 152V151H120ZM236 152V151H235ZM250 152V151H249ZM261 152V151H260ZM77 153V155L75 156V158L73 159L72 158V155L73 154H76ZM110 153V152H109ZM186 153V152H185ZM188 153H191V152H188ZM242 153V152H241ZM240 153V154H241ZM262 153V152H261ZM84 154V153H83ZM89 154H91V153H89ZM108 154V153H107ZM118 154V153H117ZM253 154V153H252ZM249 155V154H248ZM112 156V158H113V155H111ZM182 156V155H181ZM188 156V155H187ZM261 156V155H260ZM106 157V156H105ZM118 157V156H117ZM125 157V156H124ZM89 158V157H88ZM120 158V157H119ZM123 158V157H122ZM121 158V159H122ZM182 158H184V157H182ZM194 158V157H193ZM196 158V157H195ZM98 159H101V157L100 158H98ZM124 159V158H123ZM127 159H129V158H127ZM186 159H188V158H186ZM73 160H75V162L73 163ZM94 160V159H93ZM119 160V159H118ZM192 160H194V159H192ZM241 160V159H240ZM255 160V159H254ZM88 161V160H87ZM122 161V160H121ZM185 161V160H184ZM188 161V160H187ZM191 161V160H190ZM195 161V160H194ZM193 161V162H194ZM248 161V160H247ZM94 162V161H93ZM132 162V161H131ZM263 162V161H262ZM38 163V164H39ZM189 163H192V161L191 162H189ZM195 163V162H194ZM240 163H242V161L240 162ZM35 164V163H34ZM70 164H72V166L70 165ZM93 164V163H92ZM117 164V163H116ZM119 164V163H118ZM238 164V163H237ZM134 165V164H133ZM184 165H187V164H184ZM33 166V165H32ZM40 166V165H39ZM35 167V166H34ZM23 168H25V167H23ZM119 168V169H120ZM135 168V167H134ZM14 169H16V170H14ZM39 169H40V167H39ZM75 169V168H74ZM176 169V168H175ZM225 169V168H224ZM223 169V170H224ZM10 170H13V171H10ZM36 170V169H35ZM249 170V169H248ZM251 170V169H250ZM22 171V170H21ZM31 171V170H30ZM33 171V170H32ZM133 171H135L134 169H133ZM244 171V170H243ZM35 172V171H34ZM52 172V171H51ZM61 172V171H60ZM74 172V171H73ZM245 172V171H244ZM23 173V172H22ZM25 173H27V172H25ZM36 173V172H35ZM39 173H40V171H39ZM53 173V172H52ZM20 174V173H19ZM42 174V173H41ZM62 174V173H61ZM64 174V173H63ZM133 174V173H132ZM222 174H224V173H222ZM18 175V174H17ZM16 175V176H17ZM34 175V174H33ZM53 175V174H52ZM65 175H67V173L65 174ZM82 175H84V174H82ZM170 175V174H169ZM231 175V174H230ZM21 176H23V174L21 175ZM44 176V175H43ZM130 176V177H129ZM172 176V175H171ZM170 176V177H171ZM175 176V175H174ZM226 176H229V175H226ZM9 177V178H8ZM12 177V176H11ZM14 177V176H13ZM24 177V176H23ZM30 177V176H29ZM173 177V176H172ZM223 177V176H222ZM43 178V177H42ZM83 178V177H82ZM133 178V177H132ZM168 178V177H167ZM174 178V177H173ZM176 178V177H175ZM47 179L48 180H56V181H60V183L63 181L62 179H61V176H59V177H57V175H56V177L55 176H49V174H47ZM79 179V178H78ZM136 179V178H135ZM138 179V178H137ZM170 179V178H169ZM172 179V178H171ZM177 179V178H176ZM225 179V178H224ZM26 180V179H25ZM107 181V183L108 184H110L111 185V188H108V184L107 185H103V181ZM19 181V180H18ZM43 181V180H42ZM42 181L41 180H37V179H35V178H32V179H30V180H28V181H22L21 183L23 184V186L24 187H26V191H27V193L28 194H31V196L33 197H38V195L40 194V193H42V192H45L46 194H50V191H51V189H53L54 191H56V189L57 188H55V186H53V185H49L48 183V186H42ZM171 181V180H170ZM177 181V180H176ZM1 182V181H0ZM37 182V184H35ZM81 182V181H80ZM133 182H134V180H133ZM132 182V183H133ZM5 183V182H4ZM20 183V184H21ZM171 183V182H170ZM29 184V185H28ZM56 184H58V183H56ZM136 184V183H135ZM134 184V185H135ZM206 184V183H205ZM6 185V184H5ZM129 185H132V184H129ZM138 186H139V184H137ZM141 185V184H140ZM61 186L63 187V186H65V183H63V184H61ZM128 186V185H127ZM56 187H57V185H56ZM90 187V186H89ZM88 187V188H89ZM141 187V186H140ZM3 188V187H2ZM108 188V189H107ZM5 190H7V188H4ZM24 190V189H23ZM59 190V189H58ZM61 191V190H60ZM97 191V192H96ZM133 191V190H132ZM131 191V192H132ZM136 191V190H135ZM207 191V190H206ZM14 192H15V190H14ZM65 192V191H64ZM83 192V191H82ZM126 192V191H125ZM59 193V192H58ZM68 193V192H67ZM103 193V192H102ZM136 193V192H135ZM139 193V192H138ZM45 194V195H46ZM88 194V193H87ZM8 195V193H6L5 191L3 192V193H1L0 194V197L1 196H3V197H6V198H10L9 196H7ZM10 195V194H9ZM41 195V194H40ZM44 195V194H43ZM57 195V194H56ZM61 195V194H60ZM59 195V196H60ZM138 195V194H137ZM136 195V196H137ZM140 195H141V193H140ZM116 197V196H115ZM129 197H131V196H129ZM143 197V196H142ZM35 199V198H34ZM143 199V198H142ZM5 200V199H4ZM41 200V199H40ZM70 200V199H69ZM131 201V200H130ZM67 202H68V200H67ZM67 202H66V204L64 203V201H63V203L67 206ZM134 202V201H133ZM34 203V202H33ZM63 203H61V204H63ZM4 204V203H3ZM56 204V203H55ZM125 204H127V203H125ZM135 204V203H134ZM0 205H1V202H0ZM7 205V204H6ZM70 205V204H69ZM83 205V204H82ZM98 205V204H97ZM37 206H40V207H43V208H45V206L46 205H44V203L43 202H41V204L40 205H37ZM65 206V207H66ZM134 206V205H133ZM207 206V205H206ZM35 207V206H34ZM90 207V206H89ZM95 207V206H94ZM104 207V206H103ZM114 207V206H113ZM3 209V206H0V209ZM61 208H62V205H61ZM60 208V209H61ZM76 208V207H75ZM131 208V205H130V207H129V209ZM45 209H48L47 207L45 208ZM59 209V210H60ZM132 209H135V208H133L132 207ZM34 210L36 211V213H38V214H40L41 212L40 211H37V210H40L39 208L37 209V208H34ZM68 210V209H67ZM1 211V210H0ZM61 211V214H63V213H66V209H64V210H60ZM69 211V210H68ZM85 211V210H84ZM92 211V210H91ZM94 211V210H93ZM119 211H120V209H119ZM151 211H152V209H151ZM169 211V210H168ZM2 212H3V210H2ZM83 212V211H82ZM115 212V211H114ZM225 212V211H224ZM257 213V212H256ZM9 214V213H8ZM184 213H182V215H183ZM262 214V213H261ZM48 215V214H47ZM96 215H97V213H96ZM46 216V215H45ZM64 216V215H63ZM68 216H70V215H68ZM80 216V215H79ZM90 217V216H89ZM82 218V217H81ZM203 218H204V216H203ZM241 218V217H240ZM1 219V218H0ZM83 219V218H82ZM180 220H182L181 219V217L179 218ZM178 219V220H179ZM205 219V218H204ZM256 219V218H255ZM36 220V219H35ZM83 221V220H82ZM237 221V220H236ZM256 221V220H255ZM77 222V221H76ZM84 222V221H83ZM176 222H178L177 220H176ZM171 223V222H170ZM179 223H180V221H179ZM62 224L66 227L67 225H68V223H67V225H66V221H62ZM84 224V223H83ZM178 224V223H177ZM182 225V224H181ZM68 227V226H67ZM175 227H176V225H175ZM178 227V226H177ZM185 227V226H184ZM188 227V226H187ZM84 228V227H83ZM206 228V227H205ZM72 229H74V228H72ZM68 233V232H67ZM70 233V232H69ZM119 234V233H118ZM63 235H66V234H63ZM116 235V234H115ZM256 240V239H255ZM256 247V246H255ZM255 250V249H254ZM257 252L256 251H254L253 253H251V257L253 258L254 256H255V254H256ZM257 260V259H256ZM258 261V260H257ZM263 264V263H262Z\"/></svg>","mask_w":264,"mask_h":264},{"label":"water","instance_id":"3","mask_svg":"<svg viewBox=\"0 0 264 264\" xmlns=\"http://www.w3.org/2000/svg\"><path fill=\"white\" fill-rule=\"evenodd\" d=\"M49 131H52V129L50 128Z\"/></svg>","mask_w":264,"mask_h":264}]
</instances>
